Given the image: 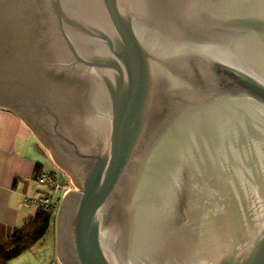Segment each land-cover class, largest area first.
Masks as SVG:
<instances>
[{"label":"water","instance_id":"water-1","mask_svg":"<svg viewBox=\"0 0 264 264\" xmlns=\"http://www.w3.org/2000/svg\"><path fill=\"white\" fill-rule=\"evenodd\" d=\"M0 106L72 179L62 264H264V0H0Z\"/></svg>","mask_w":264,"mask_h":264},{"label":"crops","instance_id":"crops-1","mask_svg":"<svg viewBox=\"0 0 264 264\" xmlns=\"http://www.w3.org/2000/svg\"><path fill=\"white\" fill-rule=\"evenodd\" d=\"M46 152L20 115L0 106V242L12 229L23 227L38 209L35 203L25 204L24 199L37 196L45 188L35 175L37 164L38 172L50 171L46 166L51 159Z\"/></svg>","mask_w":264,"mask_h":264},{"label":"trees","instance_id":"trees-1","mask_svg":"<svg viewBox=\"0 0 264 264\" xmlns=\"http://www.w3.org/2000/svg\"><path fill=\"white\" fill-rule=\"evenodd\" d=\"M36 175L40 172V165H36ZM53 219V213L38 207L26 224L21 228H14L7 239L0 242V263L19 256L27 249L34 247L47 233Z\"/></svg>","mask_w":264,"mask_h":264},{"label":"rangeland","instance_id":"rangeland-1","mask_svg":"<svg viewBox=\"0 0 264 264\" xmlns=\"http://www.w3.org/2000/svg\"><path fill=\"white\" fill-rule=\"evenodd\" d=\"M48 155V158L52 160L47 163V170H58L59 171V181L61 183H69L71 188L76 189V186L73 184L72 179L68 176L66 171L61 169L56 165L53 159L50 156L49 152L45 153ZM44 156V159L47 161L48 159ZM60 208V206H59ZM59 208L56 213L53 214V219L51 222V227L47 231L46 235L34 245V247L27 249L19 256L9 260L6 263L0 264H60V261L56 256V248H57V236H58V213Z\"/></svg>","mask_w":264,"mask_h":264},{"label":"built area","instance_id":"built-area-1","mask_svg":"<svg viewBox=\"0 0 264 264\" xmlns=\"http://www.w3.org/2000/svg\"><path fill=\"white\" fill-rule=\"evenodd\" d=\"M36 180L45 186V188L35 197L26 196L24 203L30 205L35 203L45 211L57 212L62 198L71 189L69 183H61L59 181V171L53 170L48 172H40L35 175ZM62 264V263H60Z\"/></svg>","mask_w":264,"mask_h":264}]
</instances>
